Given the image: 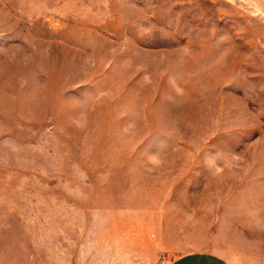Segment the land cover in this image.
<instances>
[{
    "label": "rangeland",
    "instance_id": "1",
    "mask_svg": "<svg viewBox=\"0 0 264 264\" xmlns=\"http://www.w3.org/2000/svg\"><path fill=\"white\" fill-rule=\"evenodd\" d=\"M264 264V0H0V264Z\"/></svg>",
    "mask_w": 264,
    "mask_h": 264
},
{
    "label": "crops",
    "instance_id": "2",
    "mask_svg": "<svg viewBox=\"0 0 264 264\" xmlns=\"http://www.w3.org/2000/svg\"><path fill=\"white\" fill-rule=\"evenodd\" d=\"M170 264H229L223 257L216 254H189L178 257Z\"/></svg>",
    "mask_w": 264,
    "mask_h": 264
}]
</instances>
